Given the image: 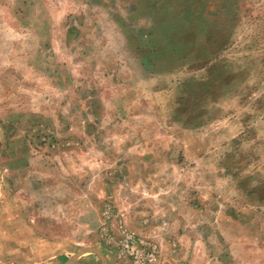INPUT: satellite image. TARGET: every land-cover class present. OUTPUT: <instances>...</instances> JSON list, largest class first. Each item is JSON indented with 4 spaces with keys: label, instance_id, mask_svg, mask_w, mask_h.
<instances>
[{
    "label": "rangeland",
    "instance_id": "1",
    "mask_svg": "<svg viewBox=\"0 0 264 264\" xmlns=\"http://www.w3.org/2000/svg\"><path fill=\"white\" fill-rule=\"evenodd\" d=\"M173 1L0 0V181L73 263L264 264V0L188 62Z\"/></svg>",
    "mask_w": 264,
    "mask_h": 264
},
{
    "label": "crops",
    "instance_id": "2",
    "mask_svg": "<svg viewBox=\"0 0 264 264\" xmlns=\"http://www.w3.org/2000/svg\"><path fill=\"white\" fill-rule=\"evenodd\" d=\"M6 151V150H5ZM1 155L6 156L7 152ZM13 155V151L10 152ZM16 155V152H15ZM1 157V156H0ZM14 156L13 165H0L2 170L17 168L14 165L17 160ZM2 166V167H1ZM3 176L0 175V178ZM9 185V186H5ZM14 185V184H13ZM9 187L15 189L11 182L0 181V264H88L83 258L79 262H72L64 258L63 247L56 239L47 240L46 234L41 229L29 226L25 219L29 217L21 205L16 202H6V194ZM9 195V194H8ZM31 216V215H30ZM83 261H85L83 263Z\"/></svg>",
    "mask_w": 264,
    "mask_h": 264
},
{
    "label": "trees",
    "instance_id": "3",
    "mask_svg": "<svg viewBox=\"0 0 264 264\" xmlns=\"http://www.w3.org/2000/svg\"><path fill=\"white\" fill-rule=\"evenodd\" d=\"M151 1L152 0H138V5L142 8H147V5L151 4ZM175 2L178 3V1L174 0L173 3ZM181 3L179 2L176 10L180 12V9H182L186 13V17L178 13L179 20L177 22L175 18L170 17V21H173V25L171 26L177 28L172 38H168L172 46L170 50L160 49L158 53L160 52V54L170 56L176 61L182 60L183 62H188L192 59L200 61V58L202 59L201 56L198 55L190 58L189 55L193 53L196 54L197 51L201 50L198 47V43L199 38L202 36L209 38L210 42L213 41L214 44H216L215 38H217L219 34L218 23H223L221 22L222 19H228L225 13L228 11L226 9L227 6H224L225 4L222 0H184ZM217 18L218 23L216 21H211L210 25H208L206 20H216ZM178 24L180 28L186 29L184 33L179 32ZM220 28L223 29L224 27ZM169 42L167 43L170 44ZM213 45L207 48H212Z\"/></svg>",
    "mask_w": 264,
    "mask_h": 264
},
{
    "label": "water",
    "instance_id": "4",
    "mask_svg": "<svg viewBox=\"0 0 264 264\" xmlns=\"http://www.w3.org/2000/svg\"><path fill=\"white\" fill-rule=\"evenodd\" d=\"M86 252H96V253H98V254H100L99 253V251L96 249V248H85V249H83L82 251H80L79 253H77L75 256H74V259H77L76 257H78V256H80V255H83L84 253H86ZM102 255V258H103V262H104V264H107V262H106V259H104V257H103V254H101Z\"/></svg>",
    "mask_w": 264,
    "mask_h": 264
}]
</instances>
